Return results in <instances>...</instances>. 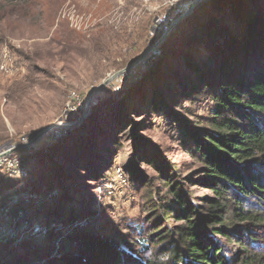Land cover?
Masks as SVG:
<instances>
[{
    "label": "rangeland",
    "instance_id": "rangeland-1",
    "mask_svg": "<svg viewBox=\"0 0 264 264\" xmlns=\"http://www.w3.org/2000/svg\"><path fill=\"white\" fill-rule=\"evenodd\" d=\"M194 1L8 4L0 19V145L61 124L71 92L85 102L150 51L94 96L79 125L22 149L25 177L2 176L0 194L20 196L11 206L23 211L25 228L0 243V264H113L123 249L137 252L132 227L165 204L164 170L197 176L201 165L184 139L213 101L194 86L200 75L262 60L255 44L263 53L264 0H205L151 50L164 32L156 30L161 18H179ZM200 190L192 187L196 196L213 194Z\"/></svg>",
    "mask_w": 264,
    "mask_h": 264
},
{
    "label": "trees",
    "instance_id": "trees-1",
    "mask_svg": "<svg viewBox=\"0 0 264 264\" xmlns=\"http://www.w3.org/2000/svg\"><path fill=\"white\" fill-rule=\"evenodd\" d=\"M12 1L0 0V19ZM255 48L262 60L251 69L198 77L194 90L213 105L184 139L201 165L197 176L164 170L165 204L132 227L137 252L125 248L113 264H264V52ZM192 187L213 194L196 196ZM172 218L178 224L161 223Z\"/></svg>",
    "mask_w": 264,
    "mask_h": 264
},
{
    "label": "built area",
    "instance_id": "built-area-1",
    "mask_svg": "<svg viewBox=\"0 0 264 264\" xmlns=\"http://www.w3.org/2000/svg\"><path fill=\"white\" fill-rule=\"evenodd\" d=\"M174 14L165 15L159 21L156 30L168 29L169 23L173 20ZM85 102L82 101L80 95L73 91L69 97V100L66 102V106L64 108L63 125L71 124V122L75 121L84 111ZM72 127V126H71ZM71 127H55L53 130L47 135L50 137V140L58 139L59 137L65 135L67 133V129ZM30 139L24 138V140L20 143L16 141V143L9 141L3 145H0V179L3 176V179L6 177H25L26 175V161L22 156L23 146L29 143ZM25 149V148H24ZM6 192L0 194V243H4L7 241L8 237L15 233L17 236L18 232L24 230V226H21L25 219L23 218V211L13 212L12 203L17 202L19 199V195L13 196L12 198L5 199ZM26 223L27 220L25 221ZM13 240H15L13 238ZM21 240V238L16 239Z\"/></svg>",
    "mask_w": 264,
    "mask_h": 264
},
{
    "label": "water",
    "instance_id": "water-1",
    "mask_svg": "<svg viewBox=\"0 0 264 264\" xmlns=\"http://www.w3.org/2000/svg\"><path fill=\"white\" fill-rule=\"evenodd\" d=\"M205 0H195L193 2V4L190 6V9L186 10L185 13L181 14V16L179 18H176V13H174V17H173V20L169 23L168 25V29H163V33L161 35V37L159 38L158 41H156V43L154 44L153 48L154 50H156L158 47H160V45H162V43L165 42V40L171 35V33L177 28V26L180 24V22L182 20H184L188 15H190L195 9H197V6L199 3L203 2ZM150 51V49L148 50ZM148 51L144 54V56L131 63L125 70L119 72V73H116L112 76H110L109 78H107L106 81H104L103 83L100 84V86H98L89 96V98L85 101V109L84 111L82 112V114L73 122H71V124H66V125H63V124H55L49 128H46L40 132H38L35 137H33L32 139H30L29 143L25 144L23 146V148H30L32 146L35 145V143H37L39 140H41L42 138H44L45 136H47L52 130L53 128L55 127H71V126H75V125H79L81 123V121L88 115V113L90 112V109L92 107V100L94 98L95 95H97L100 91H102L105 87H107V84L109 82H111L114 78H116L117 76H119L120 74H122L123 72H126V71H130L136 67L139 66L140 63H142V61L144 60V57L146 56V54L148 53Z\"/></svg>",
    "mask_w": 264,
    "mask_h": 264
}]
</instances>
